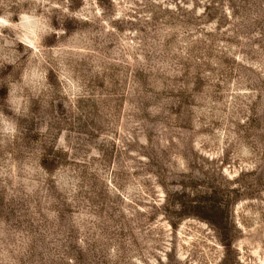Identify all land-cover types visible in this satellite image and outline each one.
I'll list each match as a JSON object with an SVG mask.
<instances>
[{"label": "rangeland", "instance_id": "374dc122", "mask_svg": "<svg viewBox=\"0 0 264 264\" xmlns=\"http://www.w3.org/2000/svg\"><path fill=\"white\" fill-rule=\"evenodd\" d=\"M0 264H264V0H0Z\"/></svg>", "mask_w": 264, "mask_h": 264}]
</instances>
